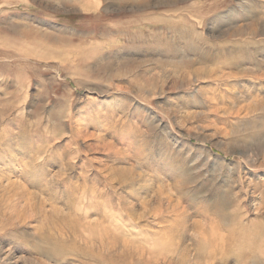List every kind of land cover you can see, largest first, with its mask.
I'll return each instance as SVG.
<instances>
[{"label":"rangeland","instance_id":"1","mask_svg":"<svg viewBox=\"0 0 264 264\" xmlns=\"http://www.w3.org/2000/svg\"><path fill=\"white\" fill-rule=\"evenodd\" d=\"M0 264H264V0H0Z\"/></svg>","mask_w":264,"mask_h":264}]
</instances>
